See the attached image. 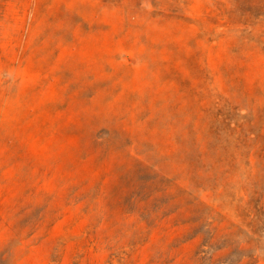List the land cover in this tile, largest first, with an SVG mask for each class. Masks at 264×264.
Returning <instances> with one entry per match:
<instances>
[{"label":"rangeland","instance_id":"374dc122","mask_svg":"<svg viewBox=\"0 0 264 264\" xmlns=\"http://www.w3.org/2000/svg\"><path fill=\"white\" fill-rule=\"evenodd\" d=\"M263 31L264 0H0V264H264V136L227 155L193 230L150 231L138 206L173 179L179 86L264 125Z\"/></svg>","mask_w":264,"mask_h":264},{"label":"trees","instance_id":"16d2710c","mask_svg":"<svg viewBox=\"0 0 264 264\" xmlns=\"http://www.w3.org/2000/svg\"><path fill=\"white\" fill-rule=\"evenodd\" d=\"M181 20L188 17L179 16ZM264 37V31L261 34ZM195 40V39H194ZM259 45L264 49L263 38ZM178 92L181 100L182 118L177 125L180 126L179 137L175 139L181 143L179 157L175 159L174 153H160L163 156L165 172L171 180L165 184H158L156 178H150V184L157 189L158 194L149 197L160 205L149 215L146 208L139 206L140 220L147 223L150 231L163 230L172 215L182 218L181 225L187 230H193L196 214L206 208L200 194L210 189L215 192L216 187L210 186V182H216L220 177H225L229 172L225 158L227 155L237 157L239 153L238 143L244 141L253 142L258 136H264V125L256 131V122L260 107L251 108L248 114L243 115L237 105H233L228 99L223 98L217 90L205 86H179ZM238 107V108H237ZM176 122H171L169 127ZM236 143V144H235ZM256 143L249 146L250 152L262 151ZM254 154L250 157L254 159ZM140 160L139 154L136 155ZM220 168L217 172L214 167ZM152 168L161 169L162 166L154 165ZM164 171V170H163ZM171 172V173H169ZM199 192V195H198ZM222 194V193H221ZM248 202L245 205L239 203V208L258 218L259 203L255 197V191H248ZM170 208V212L165 211ZM208 208V207H207ZM162 213V215H161ZM222 215V214H221ZM185 219V220H184Z\"/></svg>","mask_w":264,"mask_h":264}]
</instances>
